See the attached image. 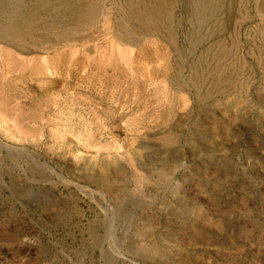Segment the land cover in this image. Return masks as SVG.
<instances>
[{
	"label": "rangeland",
	"instance_id": "374dc122",
	"mask_svg": "<svg viewBox=\"0 0 264 264\" xmlns=\"http://www.w3.org/2000/svg\"><path fill=\"white\" fill-rule=\"evenodd\" d=\"M13 1L0 264H264V0Z\"/></svg>",
	"mask_w": 264,
	"mask_h": 264
},
{
	"label": "bare ground",
	"instance_id": "6f19581e",
	"mask_svg": "<svg viewBox=\"0 0 264 264\" xmlns=\"http://www.w3.org/2000/svg\"><path fill=\"white\" fill-rule=\"evenodd\" d=\"M3 0H0V3L2 2ZM13 1V0H12ZM11 2V1H10ZM9 2V3H10ZM14 3H18V0H17V2H15V0L13 1ZM12 2V3H13ZM2 3H4V2H2ZM1 3V4H2ZM6 3V2H5ZM24 3V2H23ZM11 4V3H10ZM19 4V3H18ZM17 4V5H18ZM21 4V3H20ZM3 5V4H2ZM1 5V6H2ZM7 5H9V4H7ZM6 5V6H7ZM13 5V4H12ZM15 5V4H14ZM14 5L12 6V7H14ZM74 5V4H73ZM81 5V4H80ZM0 6V7H1ZM4 6V5H3ZM10 6V5H9ZM45 6V5H44ZM17 6H15V8H16ZM22 7V6H21ZM41 7L42 6H39V9L40 10H42L41 9ZM76 7V6H75ZM83 7V6H82ZM94 7V6H93ZM96 7V6H95ZM150 7V6H149ZM6 8V7H5ZM11 8V7H10ZM9 7H8V9H10ZM17 8H19V7H17ZM38 8V7H37ZM64 8H66V7H64ZM4 9V8H3ZM46 9V8H45ZM44 9V10H45ZM68 9V8H67ZM74 9V8H73ZM88 9V8H87ZM17 10V9H16ZM65 10V9H64ZM90 10V9H89ZM0 11H2V9L0 10ZM19 11V10H18ZM46 11V10H45ZM67 11V10H66ZM69 11V10H68ZM74 11V10H73ZM95 11V10H94ZM94 11L91 9V11H90V13H88L90 16H91V14H94V15H96L95 13H94ZM96 11H97V9H96ZM5 12H6V10H5ZM4 12V13H5ZM14 12V11H13ZM64 12V11H63ZM85 12V11H84ZM1 13V12H0ZM16 13H17V11H16ZM34 13V12H33ZM80 13V12H79ZM6 14V13H5ZM14 14V13H13ZM13 14H9L10 16L11 15H13ZM65 14V13H64ZM85 14V13H84ZM7 15V14H6ZM16 15H18V14H16ZM16 15H14V16H16ZM20 15V14H19ZM23 15H24V13H23ZM76 15V14H75ZM75 15H73V16H75ZM88 15V16H89ZM25 16H26V14H25ZM35 16V15H34ZM8 17V16H7ZM18 17V16H17ZM16 17V18H17ZM21 17V16H20ZM33 17V16H32ZM36 17V16H35ZM34 17V18H35ZM84 17V16H83ZM92 17V16H91ZM134 17V16H133ZM13 18V17H12ZM15 18V17H14ZM94 18H97V17H94ZM8 19H9V17H8ZM28 19V18H27ZM26 19V20H27ZM33 19V18H32ZM88 19V18H87ZM91 19V18H90ZM157 19V18H156ZM12 20H14V19H12ZM95 20V19H94ZM1 21V20H0ZM16 21H17V19H16ZM23 21V20H22ZM25 21V20H24ZM28 21H30V20H28ZM27 21V22H28ZM81 21H83V20H81ZM86 21V20H85ZM89 21V20H88ZM2 22V21H1ZM78 22H80V20L78 21ZM84 22V21H83ZM13 23V22H12ZM30 23V22H29ZM93 23V22H92ZM91 23V24H92ZM24 24V23H23ZM28 24V23H27ZM80 24V23H79ZM1 25V24H0ZM28 25H30V24H28ZM82 25V24H81ZM6 26V25H5ZM75 26V25H74ZM77 26V25H76ZM80 26V25H79ZM19 27V26H18ZM17 27V28H18ZM58 27V26H57ZM80 28V27H79ZM81 29V28H80ZM80 29H78L77 28V30H80ZM26 30V29H25ZM77 30H76V32H77ZM18 31H17V29L15 28V27H13V26H6V27H1L0 26V42H3V41H8L10 38L9 37H11V39L9 40V42H8V45H10V46H13L14 48H16V49H19V50H21V51H25V52H30V49L29 48H26L23 44H22V42H23V40L22 39H20V38H18ZM29 33V32H28ZM38 34V33H37ZM42 35V34H41ZM46 35V34H45ZM128 35V34H127ZM25 36H26V34H25ZM128 36H130V35H128ZM48 37H49V35H48ZM48 37H45V38H48ZM55 37V36H54ZM125 37H126V35H125ZM61 38V37H60ZM63 39V38H62ZM60 40V39H59ZM55 41H56V43H58L57 41V38L55 37Z\"/></svg>",
	"mask_w": 264,
	"mask_h": 264
}]
</instances>
